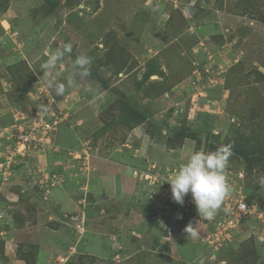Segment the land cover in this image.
I'll list each match as a JSON object with an SVG mask.
<instances>
[{
    "label": "rangeland",
    "instance_id": "1",
    "mask_svg": "<svg viewBox=\"0 0 264 264\" xmlns=\"http://www.w3.org/2000/svg\"><path fill=\"white\" fill-rule=\"evenodd\" d=\"M65 43L60 79L81 53L90 74L53 99ZM228 144L232 193L202 219L164 180ZM28 258L264 264V0H0V264Z\"/></svg>",
    "mask_w": 264,
    "mask_h": 264
},
{
    "label": "clouds",
    "instance_id": "2",
    "mask_svg": "<svg viewBox=\"0 0 264 264\" xmlns=\"http://www.w3.org/2000/svg\"><path fill=\"white\" fill-rule=\"evenodd\" d=\"M73 45L65 43L62 48L48 55L41 77L44 86L53 96H64L68 87L76 83V78L84 79L90 74L92 57L87 53L77 55L72 61L71 71L64 79L55 72V68L65 54H71ZM54 99V96H53ZM41 110L48 111L47 105H42ZM232 155V145H221L214 151L191 148L182 164L170 178L164 181L170 183L172 199L183 204L186 195L191 193L197 212L202 219L211 220L221 209L222 204L232 193L226 169ZM191 224L185 231L189 236H196Z\"/></svg>",
    "mask_w": 264,
    "mask_h": 264
},
{
    "label": "built area",
    "instance_id": "3",
    "mask_svg": "<svg viewBox=\"0 0 264 264\" xmlns=\"http://www.w3.org/2000/svg\"><path fill=\"white\" fill-rule=\"evenodd\" d=\"M19 137V138H18ZM18 139L19 141H21L22 145H24L25 143H40V140L38 139V135L34 134L33 132H28V133H20L18 134ZM237 214L238 217L246 215L247 213H253V209H255V204L254 203H250L246 200L239 202L237 205Z\"/></svg>",
    "mask_w": 264,
    "mask_h": 264
},
{
    "label": "trees",
    "instance_id": "4",
    "mask_svg": "<svg viewBox=\"0 0 264 264\" xmlns=\"http://www.w3.org/2000/svg\"><path fill=\"white\" fill-rule=\"evenodd\" d=\"M124 113H125V112H124ZM130 116H131V119H129V120L132 121V119H133V120L137 121V117L134 115V113H132ZM245 139H246L245 137H243V138L241 139L242 144H243V141H245ZM244 147L246 148L247 146L245 145ZM247 152H248V151L240 152L241 155L243 156V158H245L246 160L249 159V154H248ZM256 160H257V159H256ZM256 160H255V161H256ZM248 202H250V203L252 202V201H251V198L248 199ZM32 260H33L32 258H30V259H29V258L26 259L27 264H32Z\"/></svg>",
    "mask_w": 264,
    "mask_h": 264
}]
</instances>
